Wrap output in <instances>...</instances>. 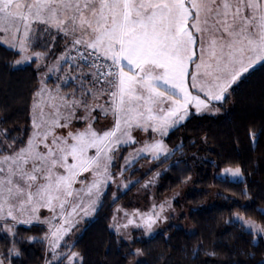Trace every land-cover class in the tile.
I'll use <instances>...</instances> for the list:
<instances>
[{
    "label": "snow or ice",
    "instance_id": "1",
    "mask_svg": "<svg viewBox=\"0 0 264 264\" xmlns=\"http://www.w3.org/2000/svg\"><path fill=\"white\" fill-rule=\"evenodd\" d=\"M40 34L63 39L74 53L64 63L78 71L67 82L79 85L64 95L62 84L54 94L38 89L39 121L33 120L27 141L0 128V233L12 238V247L0 252V264L20 255L14 229L40 221L41 209L52 214L40 222L49 224L53 260L73 264L78 254L61 241L78 222L72 217L87 216L95 203L85 207V189L89 197L98 195L116 175L111 168L119 158L126 161L125 170L137 157L146 158L144 153L159 159L169 151L163 137L188 116L190 106L200 112L226 101L229 89L264 63V0H0V35L10 38V47L26 53ZM47 54V48L33 51L23 60ZM97 109L105 117L111 113V128L94 127ZM76 122L85 127L75 128ZM134 130L148 133L150 140L130 160L121 153L125 145L141 143ZM224 171L241 174L239 167ZM78 183L83 188L77 189ZM160 218L144 214L137 226L150 232ZM236 219L264 234V224ZM61 247L69 251L57 253Z\"/></svg>",
    "mask_w": 264,
    "mask_h": 264
},
{
    "label": "trees",
    "instance_id": "2",
    "mask_svg": "<svg viewBox=\"0 0 264 264\" xmlns=\"http://www.w3.org/2000/svg\"><path fill=\"white\" fill-rule=\"evenodd\" d=\"M53 55L51 50L45 60ZM19 58V52L0 44V128L17 140L27 141L40 70L36 61L16 66ZM66 70L78 72L63 63L58 71L61 79ZM67 78L66 74L60 83L65 93L75 86ZM46 84L55 86L54 77ZM215 106L221 109L220 116L191 113L184 124L170 131L165 144L173 154L159 159L146 174L132 172L130 177L139 176V180L125 192H114L111 186L105 189L93 219L85 222L73 239L71 251L79 254V264H130L138 250L141 261L137 264H264V243L256 242L251 233L232 221L235 214H241L264 224V63L241 80L226 101ZM163 167L156 195L163 198L189 183L183 203L190 211L183 220L194 231L170 225L153 236L136 230L129 241L119 238L109 227L115 207H129L137 188ZM237 167L243 178L240 181L218 176L222 169ZM211 195L214 204L203 208ZM14 230L20 255L13 256L11 264H44V227L17 225ZM11 239L0 233V252L12 247Z\"/></svg>",
    "mask_w": 264,
    "mask_h": 264
},
{
    "label": "rangeland",
    "instance_id": "3",
    "mask_svg": "<svg viewBox=\"0 0 264 264\" xmlns=\"http://www.w3.org/2000/svg\"><path fill=\"white\" fill-rule=\"evenodd\" d=\"M0 43L1 44L2 43H8L10 46L11 40L7 36L0 35ZM34 43L37 45L38 48L37 49H30L26 53H20V58H19V60H17V61H20V63L18 64L16 61L15 65L16 66H23V65L31 63L32 61H36L37 67L40 70L39 71L40 82H39L38 89L46 87L47 89L53 90V94H54L55 91L57 90L56 86L58 84H60L61 82H64V78H66V74L68 75V77L69 76H76L78 74L77 73L75 75H71L66 70V71L62 72V79H61V77H59L60 74L58 73V71H59L58 68L60 67L61 64L64 63V58L68 57L70 52H68V54L66 55V52L63 51L62 53H60L58 55V37L40 34L39 36L34 38ZM46 48L49 49L50 51L52 50V53H54V55L51 56L47 61L45 60V57L41 58L40 60L37 61L34 56H33V59L30 61H24L23 60L24 55H32L33 51H35V52H43L44 51L45 52ZM56 50H57V52H56ZM15 51L18 52V48H15ZM257 65H255V66H257ZM88 70L90 71V69H88ZM194 70H195L194 65L190 66V72L194 71ZM250 72L251 71H249L246 74L248 75ZM246 74L244 75L245 77L247 76ZM55 75L59 77V79L57 77L58 80H56ZM244 76H242L241 79L235 85H233L231 88L236 87L238 85V83L245 78ZM51 77H54L55 86L49 87V86H47L46 81ZM78 85H79V81L77 80V81H75V86H78ZM75 86H73V88ZM73 88L70 89V91H68L67 93L72 92ZM230 89H229V93H228L227 97H229ZM189 90L192 91L193 94H197L196 90L191 89V88ZM59 92H60V95L66 94L65 91H62L60 89H59ZM200 95L203 98V94H200ZM36 99H38V97H36V94H35L34 99H33V103H32V107H31V126H30L31 131H30L29 137L33 134V131H34L33 120L35 119V120L39 121V109L34 106L36 103ZM44 99H45V101L47 100V94H45ZM89 103L91 104L92 101L90 100ZM218 103H221V102H213L210 110H202L200 112H197L194 106H190L188 109V112H189L188 116L183 121H181L179 124L170 128L168 133L170 131H172L173 129H175L176 127L184 124L186 122V120L189 118L191 113H194L196 115L208 116V117L220 116L222 111H221V109L217 108V106H215ZM217 109H218V111H217ZM47 113H48V110L45 109V116L46 117H47ZM92 115L96 118L95 123H94V127L97 130H107V129L112 127L113 117H112L110 112L105 117L102 113H100L99 109H97L95 112L92 113ZM74 127L78 128V129H83L85 127V123L76 122L74 124ZM132 135L135 137L136 140L140 141L141 143L136 144L134 147L128 146V145L124 146V149L122 150L121 155H122V157H128L130 160H132L131 154H133L135 152V149L140 148L142 146L143 142L150 140L148 133H145V132H142L139 130H134ZM152 135L155 136L157 139H160L158 134L153 133ZM166 136L163 137V143L164 144H165ZM168 150L169 151L166 154L162 153L160 155L159 159H162V160L167 159L173 154V149L168 148ZM89 154L91 155L93 153L90 151ZM143 156L146 158L137 157L135 160H133L132 163L128 164L126 170L123 168V166L126 164V161L123 158L117 159L115 161V166L111 168V171L113 173H116V175L113 177V179L111 181H109L108 184L102 186L101 192L98 195L94 193L91 197H89L86 194V189H85V193L81 195V199H83L85 207H88L92 201H95V203L91 207L89 214L87 216H84L83 214H81L79 216L72 217L73 220H76L78 222L76 223V226L71 230V232L67 236H65L64 240L61 241V245H63L65 242H67L69 245H72L74 237L76 235H78L79 232L82 230L85 222L93 219L94 213L100 204L101 196L108 186H111L114 192L115 191H120L121 193L125 192L132 184L136 183L139 180V176H137L136 178L130 177V174L132 172L136 171L139 174H146L149 171H151L153 169V167H156L158 165V163L160 162L159 159H153L151 154L144 153ZM133 165H135V167L130 168ZM225 169H222L219 172V174H218L219 177L228 178L232 181H240L243 179L242 174H240V176L233 177L230 174L225 173V171H224ZM231 169H235V168H231ZM164 172H165L164 167L154 170L152 172V174L137 188L135 193L132 195V197L129 200V204H130L129 207H125L121 204L115 207L109 227H110V230L112 232H114L119 238H122L123 240L129 241L131 233L133 231H136V230L142 231L146 237L153 236V235L157 234L159 231H161L162 229H164L170 225H174L177 228H182L185 231H187L188 233H192L194 231L193 227L189 224V222L187 220H183L184 217H187V215L190 211L189 208L187 206H185L183 203V197L189 188V183L185 184L178 191H176L172 194L170 193V194L164 196L163 198L157 197V195H156L157 184L159 181V177ZM84 175L88 176V180L90 183L92 180L91 175H89L87 173ZM75 187L77 189H80V188H83V185L78 183L75 185ZM214 201H215V198H214V196L211 195L210 198L207 201H205L201 206L203 208L210 207L214 204ZM161 205H163V211L162 212H161V208H160ZM177 205H179V207H177ZM69 211H70V209H69ZM154 212L159 213L161 218L159 220H157V222L153 225L152 230L150 232L147 231L143 226H139V227L137 226V225H142V223H143L142 217L144 216V214H152ZM38 215L40 216V221H44L46 218H50L52 214L49 211H47L46 209H41L40 212L38 213ZM237 215L243 216L241 214H235L232 217V221L238 223L239 225L242 226V228L245 231L251 233L254 236V239L256 242L261 241L262 243H264V234H258V233L251 232V230H249L248 228H246L243 225L242 221L236 219ZM21 218H27V216H24ZM244 218L248 219L246 217H244ZM129 220H132L133 223L129 224L128 223ZM40 221L34 220L31 224H18V225H35V224H37V225L43 226L45 229V233L42 236V239L45 243L44 264H48L49 261H52V264H57L59 261L53 260L52 252L50 249L49 224L43 223ZM52 223H57V221H52ZM125 225H127V226L125 227ZM46 237H48V238H46ZM68 251H69V249L66 247H61V248L57 249V253H61V252L67 253ZM75 253H77V252H75ZM60 260H63V256H60ZM140 261H141L140 253L138 251H136V258L130 264H137ZM79 262H80V256L78 254L77 257L75 258V260L73 261V264H79Z\"/></svg>",
    "mask_w": 264,
    "mask_h": 264
},
{
    "label": "crops",
    "instance_id": "4",
    "mask_svg": "<svg viewBox=\"0 0 264 264\" xmlns=\"http://www.w3.org/2000/svg\"><path fill=\"white\" fill-rule=\"evenodd\" d=\"M1 44V43H0ZM2 45H4V46H6V47H8V48H10V49H13V50H15V48H12V47H10L9 46V44L8 43H2ZM58 50H59V52H58V55L60 54V53H62L63 51H65L66 52V55L68 54V50L65 48V42H64V40L63 39H61V38H58ZM64 54V53H63ZM74 53H69V55H68V57H70V56H72ZM261 64V63H260ZM62 65V64H61ZM60 65V66H61ZM259 65V64H258ZM257 65V66H258ZM257 66H255V67H257ZM254 67V68H255ZM253 68V69H254ZM59 69V68H58ZM253 69H251L250 71H252ZM70 73V72H69ZM78 73V72H77ZM77 73H74V74H71V75H75V74H77ZM245 75V74H244ZM247 75V74H246ZM245 77V76H244ZM233 88H231L230 89V91L232 90Z\"/></svg>",
    "mask_w": 264,
    "mask_h": 264
}]
</instances>
